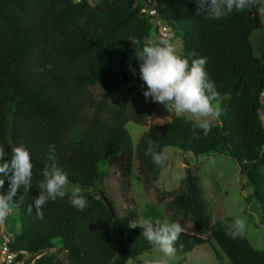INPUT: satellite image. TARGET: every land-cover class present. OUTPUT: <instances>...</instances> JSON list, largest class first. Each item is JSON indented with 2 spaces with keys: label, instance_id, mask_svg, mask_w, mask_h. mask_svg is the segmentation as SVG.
<instances>
[{
  "label": "trees",
  "instance_id": "trees-1",
  "mask_svg": "<svg viewBox=\"0 0 264 264\" xmlns=\"http://www.w3.org/2000/svg\"><path fill=\"white\" fill-rule=\"evenodd\" d=\"M144 7V0H0V146L8 159L12 147L24 145L35 164L32 188L21 187L14 198L19 207L10 215L18 218L19 228L5 244L19 260L30 256L23 264H126L157 249L141 228H129L138 214L128 193L126 214L113 217L101 196L89 191L102 178L99 165L117 156L123 159L126 188L134 159L145 186L158 182L164 169L145 155L149 139L158 151L234 159L252 189L246 200H254L264 216V59L251 41L263 27L260 10L209 20L196 15L195 0H156L155 16L180 39V55L207 58L206 71L221 95V115L199 139H192L187 117L150 125L135 147L125 124L143 125L152 109L106 106L87 92L98 84L115 91L143 83L128 38H138L143 46L159 26ZM53 144L57 167L85 189L90 206L79 211L67 196L58 198L46 204L41 219L34 201L44 166L53 163ZM0 178L5 179L0 192L7 194L10 180ZM167 208L168 218L184 228L176 256L186 257L213 239L231 264H264V250L243 235L227 234L231 217L212 223L200 179L189 165L181 191Z\"/></svg>",
  "mask_w": 264,
  "mask_h": 264
},
{
  "label": "clouds",
  "instance_id": "clouds-1",
  "mask_svg": "<svg viewBox=\"0 0 264 264\" xmlns=\"http://www.w3.org/2000/svg\"><path fill=\"white\" fill-rule=\"evenodd\" d=\"M195 2L196 15H203L209 20H220L233 13L251 11L253 8L264 11V0ZM128 40L135 46V58L140 65V79L147 89L143 92L146 100L166 105L167 108L171 106L177 117H190L192 139H199L201 134L206 137L211 131L212 122L221 115V95L206 71L207 58L197 57L195 52L189 53L188 58H183L177 54L176 46L164 38L143 46L136 37H129ZM47 67L50 69L51 65ZM147 144L145 155L150 156L152 163L158 168L166 169L169 160L167 150L158 151L151 139ZM49 152V159L53 163L44 166L41 173L43 179L38 183L39 196L34 201L37 217L43 218V209L49 201L55 202L58 198L63 199L66 196L74 208L84 211L90 206L84 195L85 189L72 183L67 173L57 167L54 144L49 146ZM5 157V149L0 146V176L10 180L8 193L0 192V222L19 207V203L14 199L18 190L23 187L27 192L32 188L35 168L30 151L24 145L12 147L10 158ZM4 185L5 179L0 178V190ZM22 199L23 196L20 197V200ZM32 211L29 206L28 212ZM128 226L131 229L141 228L142 236L163 254V258L156 264H169V258L174 257L177 251L175 244L184 231L179 222H173L168 217L153 219L137 216ZM244 230V220L237 218L227 234L235 239L242 235Z\"/></svg>",
  "mask_w": 264,
  "mask_h": 264
},
{
  "label": "rangeland",
  "instance_id": "rangeland-1",
  "mask_svg": "<svg viewBox=\"0 0 264 264\" xmlns=\"http://www.w3.org/2000/svg\"><path fill=\"white\" fill-rule=\"evenodd\" d=\"M88 1L96 2V0ZM154 8L155 6L152 8L153 12ZM152 11L147 13L151 22L156 20L155 13ZM260 16L263 27L253 33L251 41L257 56L264 59V11H260ZM161 32L162 26L156 27L154 25L151 30L152 40L149 38L148 42H158ZM168 40L176 46L177 54L180 55L182 51L181 41L170 29ZM146 90V88L139 90L136 85H128L112 91L98 84L90 87L87 93L106 106L130 103L133 111L142 106H149L152 109L151 117L146 119L143 125H137L133 122H126L125 124L136 147L140 137L150 125L164 124L177 117L171 106L167 108L166 105L154 103L150 99L146 100L143 95ZM187 118L191 119L190 117ZM262 118L264 120V113ZM218 122L217 118L212 122V126L217 125ZM166 150L169 160L158 182L145 186L139 173L138 162L134 159L130 172V182L126 188L127 186L122 182L123 159L117 156L99 165L102 178L89 191L99 196L101 193L105 194L113 202L115 211L119 215L126 214L128 205L124 195L128 193V196L134 200L138 216L152 217L153 219L168 217L167 206L181 191L185 172L189 165L200 179L212 223L231 217L233 221L229 224L233 226L235 219H243L245 230L242 235L255 249L264 250V216L254 200L251 202L246 200V197L252 193V189L247 186L246 179L240 176L238 163L230 157L215 153L203 155L197 159L188 157L178 149L167 148ZM186 223L189 227H193V223L189 219ZM18 228L19 221L14 215H10L3 222H0V249L5 243L11 241ZM203 237L209 239L206 234ZM59 256L62 257V255ZM28 258H30L29 255H26L22 260L17 258L14 264H23ZM162 258L163 254L158 249H154L152 252L142 255L136 260H130L126 264H156ZM169 264H231V262L220 246L213 239H209L207 244L197 247L186 257L175 255L169 258Z\"/></svg>",
  "mask_w": 264,
  "mask_h": 264
},
{
  "label": "built area",
  "instance_id": "built-area-1",
  "mask_svg": "<svg viewBox=\"0 0 264 264\" xmlns=\"http://www.w3.org/2000/svg\"><path fill=\"white\" fill-rule=\"evenodd\" d=\"M145 2V7L142 9L143 13H150L151 9L155 6L156 0H144ZM162 26V32L160 34V38L168 39V32L169 29L167 25H164L160 22L159 24ZM143 83H139L136 85V88L139 90L145 89L146 86H143ZM264 110L261 111V118L263 116ZM263 126H264V120L262 118ZM6 244V243H5ZM2 246L0 249V264H14L16 259L18 258V255L14 252H11L6 246Z\"/></svg>",
  "mask_w": 264,
  "mask_h": 264
},
{
  "label": "water",
  "instance_id": "water-1",
  "mask_svg": "<svg viewBox=\"0 0 264 264\" xmlns=\"http://www.w3.org/2000/svg\"><path fill=\"white\" fill-rule=\"evenodd\" d=\"M191 156L193 157V154H191ZM101 198L103 199V201L105 202L106 206L108 207L111 215L113 217H116V211H115L113 202L103 193H101Z\"/></svg>",
  "mask_w": 264,
  "mask_h": 264
},
{
  "label": "crops",
  "instance_id": "crops-1",
  "mask_svg": "<svg viewBox=\"0 0 264 264\" xmlns=\"http://www.w3.org/2000/svg\"><path fill=\"white\" fill-rule=\"evenodd\" d=\"M151 11H152V9H151ZM153 12V11H152ZM153 13H155V15H156V10H155V8H154V12ZM157 16V15H156ZM155 21H157L158 22V25L160 24V21H159V19L156 17V20ZM150 39L152 40V38L150 37Z\"/></svg>",
  "mask_w": 264,
  "mask_h": 264
}]
</instances>
